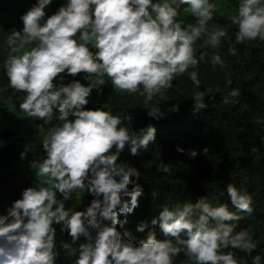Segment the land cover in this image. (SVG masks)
I'll return each instance as SVG.
<instances>
[{
    "label": "clouds",
    "instance_id": "clouds-1",
    "mask_svg": "<svg viewBox=\"0 0 264 264\" xmlns=\"http://www.w3.org/2000/svg\"><path fill=\"white\" fill-rule=\"evenodd\" d=\"M51 3L38 0L20 16L22 30H12L6 40L9 84L25 94L21 112L44 124L56 116L60 123L50 127L42 141L46 157L31 163L37 178H44L41 186L24 189L22 198L0 215V264H56L60 252L54 225H61L72 243L84 238L74 264H174L181 252L187 258L182 264H238L234 253L225 249L251 255L257 244L247 229L235 231L233 222L242 218L238 212H252V197L232 184L227 193L236 212L227 204L213 206L207 197H200L172 208L164 205L150 223L138 224L137 231L145 233L139 243L130 238L131 233L120 231L143 195L141 172L121 161L120 155L126 146L132 156L147 150L156 141L157 129L149 125L139 135H130L125 117L87 108L91 93L106 85L105 76L114 89L135 93L142 86L145 105L163 97L177 75L187 73L201 89L198 72L189 69H196L205 55L197 58L193 45L206 35L204 47L215 49L226 36L222 27L209 30L217 5L210 0H66L47 16ZM182 6L194 23L177 19ZM231 23L237 26V43L264 41V0H240ZM229 53L235 55V50L230 48ZM211 63L224 66L219 54L211 57ZM81 73L86 74L87 85L77 79L64 82L62 74ZM240 95L233 88L222 102L239 104ZM215 98L216 92L207 87L194 93L193 114L207 109L205 101ZM146 110L150 118L164 116L159 105ZM169 111L178 112L179 105L171 104ZM29 150L25 146L22 159ZM177 151L186 150L177 146ZM188 154L198 155L196 150ZM157 170L170 173L171 168L161 161ZM85 188L94 197L90 205L83 211L66 207L64 201ZM156 226L163 239L157 237ZM61 246L70 248L66 242ZM253 264H261L259 255Z\"/></svg>",
    "mask_w": 264,
    "mask_h": 264
},
{
    "label": "trees",
    "instance_id": "trees-1",
    "mask_svg": "<svg viewBox=\"0 0 264 264\" xmlns=\"http://www.w3.org/2000/svg\"><path fill=\"white\" fill-rule=\"evenodd\" d=\"M37 2L0 0V19L17 22L19 16L18 20L22 23L20 16ZM64 3L66 0H52L46 9L47 16L54 14ZM183 7L186 6L180 9L181 15ZM180 16L177 19L183 20ZM13 28L19 29L8 22L0 24V80L4 77V61L9 52L6 40ZM235 37L232 35L221 40L215 49L210 45L205 48L204 43L194 48L197 58L202 53L205 55L196 69H189L198 72L201 89L195 87L187 73L177 75L163 97H154L145 105L140 94L142 86L135 93L114 89L111 80L105 76L106 85L101 92L94 90L91 93L87 108H103L118 117H125L124 124L129 127L130 135H139L140 130L149 125L157 129L156 141L147 150L141 149L139 155L132 156L126 146L120 155L121 161L129 162L141 172L139 183L143 186L139 207L128 215V223L119 228L120 231L131 233L130 238L139 243L145 233L137 231L138 224L144 221L150 223L164 205L172 208L176 204L195 202L200 197H207L213 206L227 204L230 211L236 212L227 193L228 185L232 184L251 195L253 209L250 214L237 213L242 218L233 222L237 225L235 231L247 229L257 248L251 255L237 249L224 251H232L238 264H253L257 255L264 264V41L257 39L237 43ZM230 48L235 50V55L229 53ZM214 54L221 56L223 67L212 65ZM62 75L65 83L73 79L88 83L84 73L76 77ZM1 87L0 215H4L15 200L22 198L24 189L41 186L42 178H37L31 163L46 157L42 141L52 123L44 124L38 119L28 118L19 108L22 102L20 96ZM206 87L216 92L215 101L206 100L207 109L194 115L192 96ZM233 88L240 90V103L225 105L222 99ZM171 104H178L179 111L170 112ZM153 105L162 108L164 116L159 120L147 115L146 108ZM127 114L131 115V120L126 118ZM25 146L30 150L22 159L21 152ZM177 146L186 151L178 152ZM205 148L207 152H204ZM189 150H196L198 155L190 157ZM161 161L169 164L170 173L157 170ZM78 195L81 200L77 201L75 210L83 211L94 197L85 189L80 190ZM61 227L56 225V250L60 252L56 264H74L79 243L85 242L84 238L72 243L71 237L61 231ZM155 231L158 238H164L158 226ZM61 242L69 243L70 248L64 250ZM186 259L181 252L174 258V264H182Z\"/></svg>",
    "mask_w": 264,
    "mask_h": 264
},
{
    "label": "rangeland",
    "instance_id": "rangeland-1",
    "mask_svg": "<svg viewBox=\"0 0 264 264\" xmlns=\"http://www.w3.org/2000/svg\"><path fill=\"white\" fill-rule=\"evenodd\" d=\"M210 3L216 4L218 7V11L214 14L213 20L209 22V30H211V28L213 26H218V27L224 28V30L226 32V36L221 38V40L228 39L230 36L236 35L237 26L231 23V17L236 14L240 0H210ZM180 17L186 22L185 24L195 22L194 17H192V15L190 13L184 12ZM18 19H19V16H17V22H13V21H9V20L7 21V20L1 18L0 24L5 25L8 22L9 25L17 26L19 28V29L13 28V30L20 31L21 27H23V23H20ZM206 38H207L206 35L201 37V39H199L195 42L193 47L195 48L199 44L203 43L204 39H206ZM0 82H1V86L3 85L2 87L0 86L1 88L10 90L15 95L18 94L20 96V98L23 100L25 94L24 93H17V92H15V90H13L11 88L5 70H4V77L0 80ZM51 123H52V127H53V126L57 125L58 123H60V121L58 120V118L56 116H54ZM42 179H44V178H42ZM80 190H82V189H78L73 194V198L71 200L64 201V203L66 204V207H70L73 211L76 209L77 201L81 200L80 195H78V192ZM85 191H87L86 188H85ZM88 194L91 195L90 193H88ZM58 199H62V197L59 196V194H58ZM126 218L128 220V215ZM124 219H125V215L121 214L120 220H124ZM54 226L56 227V225H54Z\"/></svg>",
    "mask_w": 264,
    "mask_h": 264
}]
</instances>
